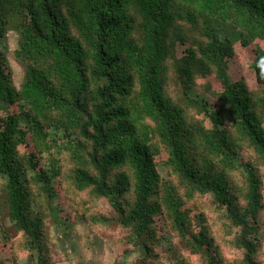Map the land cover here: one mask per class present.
Returning <instances> with one entry per match:
<instances>
[{
    "label": "trees",
    "instance_id": "obj_1",
    "mask_svg": "<svg viewBox=\"0 0 264 264\" xmlns=\"http://www.w3.org/2000/svg\"><path fill=\"white\" fill-rule=\"evenodd\" d=\"M11 21L30 75L17 90L0 50L1 242L22 236L26 264H50L64 192L133 234L138 264H264V48L261 92L231 75L239 50L264 42V0H0V44Z\"/></svg>",
    "mask_w": 264,
    "mask_h": 264
},
{
    "label": "rangeland",
    "instance_id": "obj_2",
    "mask_svg": "<svg viewBox=\"0 0 264 264\" xmlns=\"http://www.w3.org/2000/svg\"><path fill=\"white\" fill-rule=\"evenodd\" d=\"M20 38L19 30L14 26V22L11 21L6 34L4 44H0V50L4 52V58L8 65L11 67L14 77V83L17 90H21L22 86L30 75V68L23 60L17 56L18 43ZM204 38L202 29L188 30L187 39L188 44H196ZM180 44H176L169 48L168 56L166 58V66L170 75L175 73L174 66L176 58L183 53V48ZM264 48V42H255L249 47H244L239 50L237 58L232 66L231 75L234 80L239 78L245 79L247 85L256 92H261L262 86L257 81V73L254 67V62L257 59L255 52L256 48ZM10 100L12 98H9ZM12 109L15 112H21L24 107L21 106V102L18 97H13ZM3 115L0 116V118ZM29 124V119L24 118V125ZM32 148V147H31ZM44 160L50 158V155L43 154ZM161 173L166 175V171L160 169ZM263 201H264V188L262 189ZM84 195V194H82ZM4 194H0V204L4 205ZM75 198L68 197L64 192L57 199L56 203L59 206V215L63 222L66 224H60L53 219L47 221L45 232L47 233V256L50 258V264H138L144 254V249H136L133 243L134 235L126 233L117 227L115 222H111L108 225H101L94 223L88 219L84 214L82 208L75 201ZM203 203L209 204V201L205 198H201ZM199 200V201H200ZM105 205V204H104ZM102 210V204H98ZM47 208V207H46ZM201 209H199L200 211ZM208 216L211 214V210L206 209ZM197 211V209H196ZM197 211V212H199ZM110 216L115 215L114 210L110 209ZM50 215V211H48ZM1 216H5L4 210L0 212ZM0 216V223L1 221ZM264 217V214H263ZM158 224H162L159 218ZM264 219V218H263ZM13 231V229H12ZM217 236L219 241L221 240V231L218 230ZM233 233H230L228 238L231 239ZM175 239V235H173ZM261 238L264 247V225L262 226ZM25 241V240H24ZM23 238L19 236L10 245H7L0 241V264H26L28 259V252L22 246ZM163 249V248H162ZM160 248L159 250L162 251ZM224 255L232 260L239 255L238 250L234 251L227 248L223 243L221 247ZM264 251V250H263ZM164 250L162 255H164ZM185 256H188V252L183 250ZM191 264H204L199 256L190 257ZM155 261L154 264H157ZM160 264V263H159Z\"/></svg>",
    "mask_w": 264,
    "mask_h": 264
}]
</instances>
